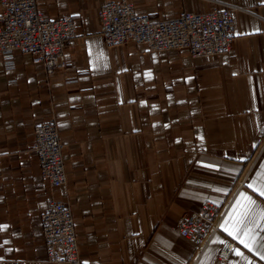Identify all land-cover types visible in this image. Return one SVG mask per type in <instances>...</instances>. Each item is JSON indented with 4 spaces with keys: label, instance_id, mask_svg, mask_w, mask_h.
Segmentation results:
<instances>
[{
    "label": "crops",
    "instance_id": "1",
    "mask_svg": "<svg viewBox=\"0 0 264 264\" xmlns=\"http://www.w3.org/2000/svg\"><path fill=\"white\" fill-rule=\"evenodd\" d=\"M128 1L150 20L237 6L230 49L192 58L107 45L104 0H37L48 18L70 14L76 33L50 77L27 53L0 54V264H56L41 226L52 198L72 210L81 264H190L195 243L175 226L205 200L227 210L194 264H264V0ZM49 119L67 174L58 188L31 148L33 127ZM238 201L248 215L234 237Z\"/></svg>",
    "mask_w": 264,
    "mask_h": 264
},
{
    "label": "built area",
    "instance_id": "2",
    "mask_svg": "<svg viewBox=\"0 0 264 264\" xmlns=\"http://www.w3.org/2000/svg\"><path fill=\"white\" fill-rule=\"evenodd\" d=\"M0 54L19 51L32 57L46 77L66 64V44L75 36L70 14L48 18L38 9L37 0H0ZM237 6H213L206 12L180 11L176 15L150 20L139 14L128 0H104L97 10L101 36L107 45L131 41L149 51H185L192 58L228 52L234 38L233 11ZM31 148L40 165V175L52 188L66 181V168L56 121L45 120L32 130ZM227 204L205 200L196 211L185 212L175 231L195 243L190 264L207 246L225 216ZM42 237L47 259L60 264H81L71 208L61 199H49L41 213ZM234 248L228 240L218 257L226 260Z\"/></svg>",
    "mask_w": 264,
    "mask_h": 264
},
{
    "label": "snow or ice",
    "instance_id": "3",
    "mask_svg": "<svg viewBox=\"0 0 264 264\" xmlns=\"http://www.w3.org/2000/svg\"><path fill=\"white\" fill-rule=\"evenodd\" d=\"M249 187H252V185H249ZM260 194L264 195V189H260ZM243 195V194H242ZM244 200L248 201L249 203H253V201L251 200L250 197L244 196ZM238 205H240V202H237ZM241 207H244V211L243 212H238L237 213V219H236V223L233 224L232 226V231L229 232L230 235L238 236L239 233L241 232V229L237 226V225H242L244 224V219L243 217H246L248 215V209L246 206L240 205ZM227 224V221H226ZM222 228H224V231H229L228 227H225L224 225L221 226ZM243 236L249 239H254L253 233L251 229H244L243 230ZM240 243L244 244V246L246 248L251 249L252 248V244L247 242V240L245 238H240ZM237 255H241V253L239 251H237L236 253ZM262 259H264V255L261 256Z\"/></svg>",
    "mask_w": 264,
    "mask_h": 264
}]
</instances>
